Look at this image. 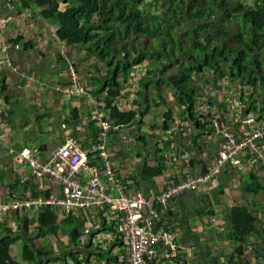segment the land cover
Segmentation results:
<instances>
[{
    "label": "crops",
    "instance_id": "obj_1",
    "mask_svg": "<svg viewBox=\"0 0 264 264\" xmlns=\"http://www.w3.org/2000/svg\"><path fill=\"white\" fill-rule=\"evenodd\" d=\"M56 29L57 25L43 19L37 8L23 10L15 0H0V197L4 204L25 198L27 192L36 197V184L31 179L32 184L22 193L24 178L29 175L16 157L23 149L29 148L36 159L47 161L54 149L69 137L89 148L97 143L102 121L114 123L106 109L107 92L99 93L94 85V78L99 76L94 67L96 61L88 59L84 48L59 42ZM4 48L6 52L2 51ZM71 63L77 64L81 85L87 89L84 95L68 96L54 89L58 84H73L68 74ZM154 92L153 89L148 102L152 107L155 101L160 103ZM165 92L168 104L147 110L142 124H113L118 128L110 133L108 147L118 177L130 193L142 191L150 197L159 194L166 183L178 182L186 174L194 177L206 174L211 160L223 146L221 137L206 135V130L192 137L185 132L174 133L177 121L169 128H173L174 133L172 145L164 146L165 112L174 108L173 93ZM129 96L123 94L117 101L121 110L138 108L135 100L127 102ZM140 104L145 103L141 100ZM151 114L154 119L148 121L146 117ZM163 154L175 156L178 162L171 166L168 155L164 157ZM163 159L168 163V170L154 179H145L144 167L157 166ZM252 176L262 188L257 194L249 191L254 180ZM17 183L21 186L17 187ZM241 206L257 219L256 233L247 240L249 264H264V170L249 167L246 159L238 167L229 166L213 184L200 185L171 202V228L177 236L175 244L168 248L157 247L155 257L147 264H238L235 257L238 246L229 235L231 209ZM37 214L17 211L8 215L0 221V232L9 228L18 234L23 218L37 219ZM110 214L106 216L113 219ZM98 220L88 213L78 219L84 248L78 251L79 255L83 258L85 255L105 256L104 251L108 255L110 250L113 259L118 258V263L114 264H127L128 251L118 234L94 236L97 225L102 227V219ZM18 223H21L19 227ZM21 250V243L14 245L11 257L20 264H28L22 260ZM69 254L55 255L49 264H73ZM60 258H67L66 262H55ZM93 264H99L96 258Z\"/></svg>",
    "mask_w": 264,
    "mask_h": 264
},
{
    "label": "trees",
    "instance_id": "obj_2",
    "mask_svg": "<svg viewBox=\"0 0 264 264\" xmlns=\"http://www.w3.org/2000/svg\"><path fill=\"white\" fill-rule=\"evenodd\" d=\"M15 1L23 10L37 8L43 19L57 25L55 36L59 42L84 48L88 59L96 61L94 67L99 76L94 78V85L99 93L107 92L106 109L114 125L142 124L146 111L152 107L148 102L153 89L160 101H155V108L168 104L165 91H171L174 98V108H168L162 124L166 133L164 146L172 145L174 133L186 130L183 122L193 128L191 137L203 130L206 135L217 136L215 117L224 124L230 118L237 121L241 115L254 113L257 124H264V0ZM205 73L212 74V81L204 77ZM136 84L134 105L138 108L121 110L117 101L127 87ZM211 88L223 92L221 98L207 99ZM176 121L181 123L173 133L169 128ZM235 123L237 128L240 123ZM98 156L99 153L91 156V165L101 166ZM165 170L168 163L163 159L157 166L146 165L143 176L154 179ZM28 187L25 184L22 193ZM261 189L254 179L249 191L257 194ZM107 214L108 209L99 216L102 227L94 233L95 237L118 234L117 222H112ZM23 219L18 234L9 228L0 232V264H20L11 257L17 243L22 245L24 262L49 264L55 256L53 250L36 247V242L60 234L71 240L65 250L71 252L69 261L73 264H93L94 258L99 264L118 263L110 250L108 255L104 251L105 256L79 255L78 251L84 248L77 217L60 220L57 209L47 208L37 214V219ZM256 220L246 207L231 209L229 239L238 246V264H249L247 240L256 233ZM66 259L55 262L65 263Z\"/></svg>",
    "mask_w": 264,
    "mask_h": 264
},
{
    "label": "built area",
    "instance_id": "obj_3",
    "mask_svg": "<svg viewBox=\"0 0 264 264\" xmlns=\"http://www.w3.org/2000/svg\"><path fill=\"white\" fill-rule=\"evenodd\" d=\"M2 51L6 52V48ZM6 64L10 66L8 62ZM69 75L73 84H58L55 91L68 96L86 94L87 89L81 85L80 75L73 65L69 67ZM237 121L240 124L235 128ZM237 121L230 118L223 124L218 117L213 119L215 134L223 139V146L211 160V168L206 174L198 177L186 174L178 182L166 183L159 194L150 197L142 191L128 192L118 177L108 147L110 133L118 127L109 120L102 121L97 143L89 148L69 137L54 149L47 161L36 159L32 150L25 148L16 161L22 169L28 170L29 177L24 178V184H36V197L27 192L25 198L9 204H4L0 197V221L17 211L41 212L40 199L46 209H57L60 220L71 216L81 219L84 213H88L101 221L99 216L108 209L113 216L111 221L117 222L118 239L127 248V264H147L155 257L157 247L168 248L175 244L177 236L172 232L170 215L173 200L200 184H213L229 166L238 167L244 159L249 167L264 170V124H257L254 113L241 115ZM176 123L175 128L181 122ZM181 124L186 127L185 134L191 135L193 128L185 122ZM94 153H99L101 166L90 164ZM168 158L171 166L178 162L171 154ZM46 192H50L49 198H46ZM99 229L97 225L96 230Z\"/></svg>",
    "mask_w": 264,
    "mask_h": 264
},
{
    "label": "rangeland",
    "instance_id": "obj_4",
    "mask_svg": "<svg viewBox=\"0 0 264 264\" xmlns=\"http://www.w3.org/2000/svg\"><path fill=\"white\" fill-rule=\"evenodd\" d=\"M62 7H64V6L62 5ZM71 64H73V63H71ZM76 65H77V64H73V66L75 67V69H77V66H76ZM136 72H137V71H136ZM68 74H69V71H68ZM79 75H80V74H79ZM204 77L207 78V80L212 81V74H210V73H205V74H204ZM80 78H81V75H80ZM81 84H82V78H81ZM210 85H211V84H210ZM211 86H212V85H211ZM137 90H138L137 84H136V86H135V85H130L129 87L126 88L124 94H128V96L131 95V96L128 97L127 102H132L133 100H135V99L137 98ZM222 93H223V92H217L216 90H213V89L211 88V89H210V93L207 95V99L212 100L213 98H216V97L221 98L220 94H222ZM135 95H136V96H135ZM171 97H172V95H171ZM169 98H170V96H169ZM226 98H228L229 100H233V99L231 98V96H228V97H226ZM171 101H173V100H171ZM123 105H124V104H123ZM124 106H125V105H124ZM211 107H214V106H211ZM211 107H210V108H211ZM124 108H125V107H124ZM214 108H215V107H214ZM151 110H152V111L154 110L153 107H151ZM215 112H216V111H215ZM216 113H217V112H216ZM146 119H148V121H149V119H151V121H153L154 117L152 118V114H151V116H150V117H146ZM49 196H50V195H49V193H48V195H47L46 198H49ZM39 201H40V205H41V211H45L46 208L43 207V201H42V199H40ZM58 217H60V216H58ZM32 230L34 231V228H32ZM45 241H46V242H45ZM43 242H44L45 244H43ZM36 245H37L38 247L45 246L48 250L52 249L53 252L55 253V255H57V256H59V257H62L63 255H66V254L71 253V252H69L68 250H65V248H67L68 245H69V238H68L67 236H64L63 234H60V236L57 237V238H49V239L44 240V241L38 240V241L36 242ZM54 264H56V263H54ZM57 264H59V263H57Z\"/></svg>",
    "mask_w": 264,
    "mask_h": 264
}]
</instances>
